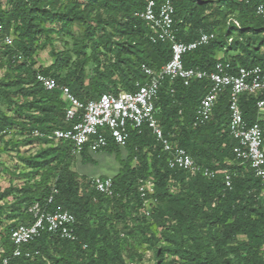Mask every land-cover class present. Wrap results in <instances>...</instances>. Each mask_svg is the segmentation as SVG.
<instances>
[{"label":"trees","instance_id":"16d2710c","mask_svg":"<svg viewBox=\"0 0 264 264\" xmlns=\"http://www.w3.org/2000/svg\"><path fill=\"white\" fill-rule=\"evenodd\" d=\"M154 1L159 5L162 0ZM58 2L0 0V59L6 58L8 64L0 79V100L15 109L12 115L0 109V138L12 130L24 144L43 146L34 155L18 159L27 171L11 176L24 180L23 185L0 192V210L12 221L3 238L0 262L12 251L10 230L28 223V208L36 202L44 206L52 194L48 210L61 207L71 213L78 240L44 233L28 246L39 255L10 258L9 264H145L133 256L134 243L156 241L150 224L160 229L166 245L153 250L149 264H162L165 253L174 258L164 264H264V182L232 153L235 141L228 132L226 94L219 97L203 126H193L208 81L183 86L180 81L165 80L155 101V118L163 134L198 166L225 171L229 188L221 173L204 178L169 170L167 153L143 128L140 133L130 132L124 147L109 143L99 151L113 155L119 165L116 174L99 176L112 179L114 196L108 198L93 189L90 176H80L74 169L77 160L82 165L96 164V153L84 148L72 156L68 142L49 138L54 130L69 126L64 121L66 105L58 92L40 86L37 74L67 86L86 102L104 93L133 92L135 83L145 80L143 65L157 71L170 58L169 45L151 43L148 28L135 16L144 9L145 0H72L62 11ZM260 5L264 6V0H174L177 41L189 43L201 33L216 37L185 54L183 66L211 72L216 62L223 61L232 67L259 66L264 72V17L256 14ZM98 8L102 13L91 17ZM87 21L96 26L86 25ZM74 23L85 26L79 42L67 53L57 51L53 38L70 37ZM10 29L17 34L15 39ZM40 36L53 60L46 66L34 61ZM5 37L11 44L4 42ZM18 96L26 101L19 103ZM255 101L244 94L239 108L247 124L257 122L264 129ZM146 181L153 185L147 198L156 201L149 216L142 211L139 193ZM9 197L12 202L1 205Z\"/></svg>","mask_w":264,"mask_h":264},{"label":"built area","instance_id":"2783aa9c","mask_svg":"<svg viewBox=\"0 0 264 264\" xmlns=\"http://www.w3.org/2000/svg\"><path fill=\"white\" fill-rule=\"evenodd\" d=\"M174 0H162L159 5L154 0H145L144 9L137 13L148 28V39L151 43H166L170 48L169 60L157 71L146 66L141 70L145 76L143 83L136 82L133 92H121L117 95L104 93L96 99L80 101L70 89L57 83L54 79L36 75V81L49 92H58L66 107L64 121L66 129H56L50 139L68 142L72 156L79 155L84 148L90 153H97L109 143L124 147L130 132L140 133L148 129L167 153V167L190 176L201 174L204 178H212L215 174L224 175V184L230 187V176L225 171L212 172L198 166L182 148L174 145L163 134L155 118V101L159 88L165 80L180 81L188 86L192 81H208V89L200 100L195 113L193 126H203L212 116L219 97L227 96L228 132L235 141L232 153L241 164H247L253 175L264 182V129L259 123L247 124L239 108L240 97L244 94L256 98L255 106L260 118L264 120V72L259 66L232 67L229 62L218 61L211 72L198 68H185L182 58L185 54L207 45L216 37L214 33H201L194 41L183 43L176 40L173 27ZM256 14L264 17V6L256 8ZM1 31V27H0ZM4 42L11 44L5 37ZM37 136L41 134L33 133ZM93 189L108 198L114 196L113 182L110 177H91ZM53 193H56L55 191ZM143 201L142 211L149 216L154 199L147 198L153 193L151 181H146L139 188ZM53 205V195H49L44 206L38 202L32 204L27 213L30 221L18 224L10 230L9 242L12 245L10 257L1 259L0 264H9L10 258L29 259L39 255L38 251L29 249V244L46 233L50 237L76 242L75 218L66 210L57 207L49 211ZM85 248V246H83Z\"/></svg>","mask_w":264,"mask_h":264},{"label":"rangeland","instance_id":"374dc122","mask_svg":"<svg viewBox=\"0 0 264 264\" xmlns=\"http://www.w3.org/2000/svg\"><path fill=\"white\" fill-rule=\"evenodd\" d=\"M72 3V0H59L57 6L62 10H66L68 6H70ZM81 9V8H80ZM86 11V10H85ZM87 12V11H86ZM102 13V10L94 9L92 13L90 14L91 17H94L96 14ZM104 17V16H103ZM86 25H90L91 27H95V22L87 21L85 23ZM83 25L79 23H74L72 27V34L71 36L67 35H55L53 38V44L55 46V49L59 52L67 53L71 51L73 48V43L79 42V39L82 37L84 32ZM221 30V29H220ZM9 35L12 36L13 39L16 38L17 34H13L12 30L10 29ZM66 42V44H64ZM39 45L38 48L35 51L34 55V61L37 66H46L50 63H52V57L50 55V47L49 46H42V37L40 36L38 41L35 45ZM87 53H89V49L87 50ZM8 71V64L7 59L3 58L0 59V79L3 78ZM91 71V66L88 68V72ZM19 103H23L26 101L24 98H20L19 96L15 98ZM0 109L3 110L5 113L12 115L15 109H10L5 102L0 100ZM15 145H18V147H14ZM43 146H30L28 144L23 143V138L19 137L17 132H13L10 130L7 131L3 136L0 138V192H2L5 189H8L10 186H13L15 188L20 187L23 185L24 180L22 179H15L11 176V173H24L25 168L24 164L22 162H19V158H27L31 155H34L39 149H42ZM94 159L96 160V164L94 165H82L78 160L75 162L74 169L75 171L80 175L85 176H112L116 174V172L119 169L118 162L114 158L113 155L105 153V152H98L94 155ZM12 197H9L5 199L3 202H1V205H4L6 203H11ZM6 211L0 210V237L2 238L0 240V249L3 242V238L5 236L6 230L8 227H10V224L12 221L6 218ZM150 223V222H149ZM129 227L132 225L129 223ZM151 231L153 232L156 241L152 243V245H146L142 242H135L134 248L135 252L133 253L136 260H138L139 263H145L149 264L152 261L153 258V250L156 249L159 245H166V243L162 240L160 236V229L156 226L150 224ZM122 236H120V239ZM138 256H140L138 258ZM174 257L169 256L168 254L163 255V259L161 261L162 264L167 263L171 261ZM127 261V260H126Z\"/></svg>","mask_w":264,"mask_h":264}]
</instances>
